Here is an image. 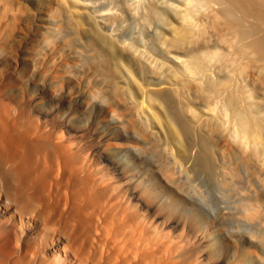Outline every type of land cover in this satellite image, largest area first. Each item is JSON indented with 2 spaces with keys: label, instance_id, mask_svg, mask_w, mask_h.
Instances as JSON below:
<instances>
[{
  "label": "rangeland",
  "instance_id": "1",
  "mask_svg": "<svg viewBox=\"0 0 264 264\" xmlns=\"http://www.w3.org/2000/svg\"><path fill=\"white\" fill-rule=\"evenodd\" d=\"M181 1L0 0V88L8 86L34 118L62 123L100 155V165L122 173L134 202L144 189L160 196L141 204L146 211L175 220L171 228L198 224L199 243L219 264H264V134L254 157L223 103L238 95L240 108L262 114L264 83L254 78V56L238 58V44L229 47L232 33L215 7H205L206 15L200 8L195 22L201 15L224 26L200 19L197 27L205 28L183 36ZM197 49L216 50L204 73L214 83L223 79L219 88L203 72L201 80L182 68Z\"/></svg>",
  "mask_w": 264,
  "mask_h": 264
},
{
  "label": "bare ground",
  "instance_id": "2",
  "mask_svg": "<svg viewBox=\"0 0 264 264\" xmlns=\"http://www.w3.org/2000/svg\"><path fill=\"white\" fill-rule=\"evenodd\" d=\"M183 1V7L180 6L182 11L178 6L181 11V27L178 30H181V34L190 37L191 31L194 33L195 29L204 27H197L200 26L199 20L204 18H201V10L215 7L217 16L219 14L226 21L225 25H228L227 32L230 30L232 33L226 39L230 40L232 36V40L235 39L231 43L225 39L229 47L233 46V51L238 44L235 49L239 53L236 54L238 58L241 54L244 57L250 55V58L254 56L255 64L251 63L256 67L252 68L256 76L253 77H258L257 80L263 84L264 0ZM210 12L207 16L211 15ZM203 13L206 15V10ZM199 14V25H196L195 17ZM204 20L202 22L208 24L216 18L206 23ZM182 21L184 25H181ZM218 21L222 22L220 19ZM198 50L187 55L188 59H182L185 67H182L181 62L184 70L186 68L188 72L196 73V76L211 70L209 63L216 51L208 50L213 52L206 51V54L202 53L204 50ZM233 55L235 57V53ZM211 75L207 78L213 80ZM203 78L207 79L205 73ZM214 81L211 83L216 86L217 81ZM221 81L224 82L223 79ZM221 81H218L219 87ZM235 82L237 80L233 86ZM244 86L241 85V88ZM6 90L0 88V264H219L218 256L211 247L199 243L202 234L194 228L196 223L190 222L188 229H177L178 226L175 229L170 227L175 220L170 217L160 220L158 215L146 211L151 207L147 206L145 210L144 205L151 204L153 198L161 197L144 189L139 192L141 203L134 202L131 181L121 182L122 173L117 174L116 169L108 170L100 165V155L87 149L73 135L63 132L62 123L34 118L28 104ZM246 90L244 96L249 99L252 93L249 87ZM228 95L227 92L225 96ZM235 96L238 95L224 99L225 114L231 111L229 115H232L233 112L230 119L233 117L235 120V135L255 157L259 151L258 140L264 134V111L262 114L259 112L260 117H256L259 115L258 109H253L251 112H257L254 116L248 104H245L247 109L240 108L237 103L243 104ZM239 98L243 102L248 101L242 95ZM252 99L251 105L254 102ZM162 200L168 202L167 199ZM226 257L229 254L226 253Z\"/></svg>",
  "mask_w": 264,
  "mask_h": 264
}]
</instances>
